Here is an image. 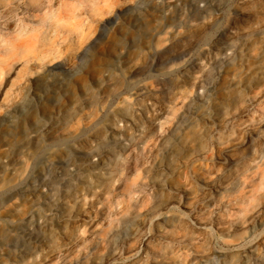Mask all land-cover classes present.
Masks as SVG:
<instances>
[{
    "label": "rangeland",
    "instance_id": "374dc122",
    "mask_svg": "<svg viewBox=\"0 0 264 264\" xmlns=\"http://www.w3.org/2000/svg\"><path fill=\"white\" fill-rule=\"evenodd\" d=\"M0 264H264V0H0Z\"/></svg>",
    "mask_w": 264,
    "mask_h": 264
},
{
    "label": "bare ground",
    "instance_id": "6f19581e",
    "mask_svg": "<svg viewBox=\"0 0 264 264\" xmlns=\"http://www.w3.org/2000/svg\"><path fill=\"white\" fill-rule=\"evenodd\" d=\"M82 82L83 84H85V79L82 78ZM87 159L88 161H90V165L92 167H99L98 165L101 164V162L103 161L102 158L100 157V153H98L97 151L93 150V149H89L88 150V154H87ZM35 186L33 185V187H31L30 189H35ZM30 189H26V192H29Z\"/></svg>",
    "mask_w": 264,
    "mask_h": 264
}]
</instances>
